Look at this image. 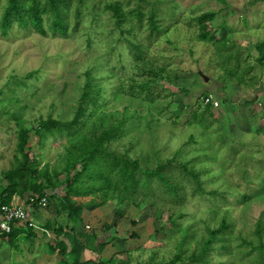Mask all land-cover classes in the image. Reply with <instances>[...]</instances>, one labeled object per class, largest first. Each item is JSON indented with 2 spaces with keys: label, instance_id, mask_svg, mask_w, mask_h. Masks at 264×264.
Masks as SVG:
<instances>
[{
  "label": "rangeland",
  "instance_id": "rangeland-1",
  "mask_svg": "<svg viewBox=\"0 0 264 264\" xmlns=\"http://www.w3.org/2000/svg\"><path fill=\"white\" fill-rule=\"evenodd\" d=\"M207 13L214 18L202 23ZM69 25L68 37L18 25L8 36L0 30V184L16 165L24 127L33 129L31 157L39 169L62 174L58 191L65 196L69 174L61 155L70 136L55 130L42 147L41 121H72L83 110L80 120L91 137L115 129L107 141L115 156L148 169L171 161L164 172L183 187L185 200L159 190L155 180L150 196L161 211L118 200L85 210L75 233H96L109 242L103 252L85 250L82 261L264 264V62L258 48L264 42V0H72ZM204 30L214 40H204ZM131 45L140 46V60ZM187 163L200 172L202 191L195 192L184 175ZM100 165L109 172L107 161ZM81 179L83 188H94L89 175ZM114 186L122 187L116 177ZM47 193L53 208L37 214L39 219L57 214L54 188ZM57 221L67 232L73 228L66 216ZM225 221L229 228L205 251L204 239ZM36 231L40 242L15 240L19 250L14 247L12 264H73L52 251L59 240L68 242L65 235Z\"/></svg>",
  "mask_w": 264,
  "mask_h": 264
},
{
  "label": "trees",
  "instance_id": "trees-1",
  "mask_svg": "<svg viewBox=\"0 0 264 264\" xmlns=\"http://www.w3.org/2000/svg\"><path fill=\"white\" fill-rule=\"evenodd\" d=\"M221 1L226 2V0ZM1 4L2 0H0ZM71 6L72 0H7L3 5L0 18L1 33L3 36H8L14 25H18L22 29H34L43 36L51 33L55 36L68 37L70 34L69 10ZM113 9L117 15L122 16L118 6L113 7ZM213 18V13H207L199 20L204 23ZM46 21H48V27ZM202 38L204 40H214L213 37H209L205 30L202 33ZM131 47L136 50L134 53L135 59L140 60V46H137V48L131 45ZM258 48L261 53L260 61L264 62V42H261ZM82 112L83 110H80L72 121H60L53 118L42 119L41 121L46 129L39 142L42 147L45 146L46 140L55 130L61 135L67 133L70 136L69 148L61 155L65 163L64 171L69 174L65 181L68 188V193L65 196H61L58 191L62 174L57 171L56 175H53L48 168L39 169V162L31 157L28 149L30 133L33 129L24 127H21L18 131L15 154L16 165L5 172L4 180L7 183L0 184L1 204H13L17 195L26 201L25 205L30 204L29 197H36L37 202H39L42 197L47 196L48 206L42 207L35 203L34 209L36 210L50 209L51 199L50 193H47V191L54 188V195L59 199L57 216H66L71 221L73 228L70 232H67L65 226L54 219L48 221L43 228L39 226L43 229V232H53L56 238L65 235L68 242L62 239L59 240L56 247H52V251L58 250L66 263L72 260L73 264H91L90 261L88 263L81 260L85 250L103 252L109 242V240H101L96 233H75L76 228L81 227L84 221L85 210L93 212L105 206L111 200H118L121 204L130 202L135 206H140L141 203L155 205L161 211L162 205L150 196V193H153L155 189V180L159 181L157 186L159 190L164 188L166 193L175 195L180 202L185 200L183 187L172 176L164 172L171 161L161 163L156 169H148L143 168L138 160L115 156L113 149L107 144V141L113 137L115 129L105 130L99 135L94 133L95 137H91L89 132L83 130L87 123L80 120ZM103 161L108 162L109 172L101 167L100 163ZM45 165L47 166V164ZM79 166L82 167V171L72 177L71 174ZM181 168L184 175L194 181V191H202L200 172L194 167H190L188 163L183 164ZM86 174L94 181V188L92 189L87 186L83 188L81 177ZM115 177L120 180L122 187L114 186ZM97 182H99L98 185H96ZM78 187H81L79 189L83 188L84 192L76 191ZM80 195H84V198L79 199L78 196ZM89 196H91V199L88 200ZM139 196L142 197V201L138 199ZM0 216H2V213H0ZM180 216H183V214ZM172 221L175 226L180 225L175 218ZM21 225L14 222L11 233H5L3 236L8 237L11 242L15 241L21 233H26L28 239L36 237L35 233L37 232L34 227H31L28 223ZM227 228L229 227L225 221L221 227L210 230L211 237L204 239L205 251L210 249L211 244L217 238L216 235ZM112 234L113 237L118 236L114 231H112ZM136 235V233H132L133 237ZM79 237L85 238L86 242H82ZM71 246L72 248H70ZM94 264L106 263L97 262Z\"/></svg>",
  "mask_w": 264,
  "mask_h": 264
},
{
  "label": "built area",
  "instance_id": "built-area-1",
  "mask_svg": "<svg viewBox=\"0 0 264 264\" xmlns=\"http://www.w3.org/2000/svg\"><path fill=\"white\" fill-rule=\"evenodd\" d=\"M212 95L206 97V101L209 103L212 100ZM30 204H1L0 202V213H2V219L0 221V233L8 234L11 233L13 229V223L18 222L21 224L28 223L31 227L36 230H43L33 218L32 212L34 209V204L37 203L42 207H47L49 204L48 197H42L39 202H37L36 197H29Z\"/></svg>",
  "mask_w": 264,
  "mask_h": 264
},
{
  "label": "crops",
  "instance_id": "crops-1",
  "mask_svg": "<svg viewBox=\"0 0 264 264\" xmlns=\"http://www.w3.org/2000/svg\"><path fill=\"white\" fill-rule=\"evenodd\" d=\"M14 203L15 204H25L26 201H24L20 196H15L14 198ZM53 208V207H52ZM50 208V209H52ZM49 209V210H50ZM41 211H46L41 209L40 212L39 210H36V209H33V212H32V215H33V218L35 219V221L41 225L42 227H44L48 221L50 220H55L57 221V214L56 215H53V214H50V215H45V216H42V219H39L38 215L42 214ZM38 214V215H37ZM37 215V216H36ZM49 218V219H48ZM2 219V217L0 216V220ZM45 220V221H44ZM46 223V224H44ZM23 226V225H21ZM36 230V229H35ZM37 233L36 234V237H34L38 242L42 241L41 239V234H40V231H36ZM50 235H53V233L51 232H48ZM27 234L26 233H21L19 236H18V240H21V238L23 236H26ZM29 241H31L30 239H28L26 241L27 244H29ZM15 241H10L8 237H4L3 234L0 233V264H12L14 262V247L16 249L19 250L18 246L16 243H14ZM26 248V247H25ZM28 248V247H27ZM22 252V251H20ZM38 257V255L36 254V258ZM38 260V259H36ZM40 260V259H39ZM42 261V260H41ZM33 263V262H32Z\"/></svg>",
  "mask_w": 264,
  "mask_h": 264
}]
</instances>
